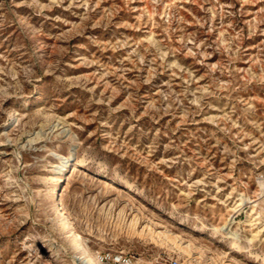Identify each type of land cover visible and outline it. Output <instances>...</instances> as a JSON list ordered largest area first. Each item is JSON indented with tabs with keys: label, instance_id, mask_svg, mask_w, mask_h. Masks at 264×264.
<instances>
[{
	"label": "rangeland",
	"instance_id": "rangeland-1",
	"mask_svg": "<svg viewBox=\"0 0 264 264\" xmlns=\"http://www.w3.org/2000/svg\"><path fill=\"white\" fill-rule=\"evenodd\" d=\"M54 185L101 261L264 264V0H0V264H75Z\"/></svg>",
	"mask_w": 264,
	"mask_h": 264
},
{
	"label": "bare ground",
	"instance_id": "bare-ground-1",
	"mask_svg": "<svg viewBox=\"0 0 264 264\" xmlns=\"http://www.w3.org/2000/svg\"><path fill=\"white\" fill-rule=\"evenodd\" d=\"M53 154V153H52ZM54 156L57 159L61 160L60 164L54 165V170L58 173L56 176H52L51 179L53 181H58L62 179L63 174L67 171H75L78 169L79 165L83 162L79 158L70 156V157H60V154L54 152ZM61 174L62 176H59ZM72 174V173H71ZM68 179V178H67ZM63 181V180H62ZM106 184H110V182L105 181ZM50 198L52 200V206L54 207V212L60 217L63 229L68 232V237L70 243L74 246L76 254L72 256V260L75 264H105L101 261V256L99 252H93L81 239L80 235L75 231L74 223L69 219L65 209L58 202V198H56V186L50 189ZM138 218L134 217L130 222V226L136 228L138 224ZM229 227L225 224L221 228ZM145 229H142L141 234L144 233ZM148 235L153 236V231L149 229ZM168 235L166 234L165 237ZM168 238V237H167ZM191 243L186 244V248H189Z\"/></svg>",
	"mask_w": 264,
	"mask_h": 264
},
{
	"label": "built area",
	"instance_id": "built-area-1",
	"mask_svg": "<svg viewBox=\"0 0 264 264\" xmlns=\"http://www.w3.org/2000/svg\"><path fill=\"white\" fill-rule=\"evenodd\" d=\"M109 262L110 264H131L132 258L125 256L124 254L113 255L106 254L102 256V261ZM156 264H180V261L177 258H169L164 260L163 262H157Z\"/></svg>",
	"mask_w": 264,
	"mask_h": 264
}]
</instances>
